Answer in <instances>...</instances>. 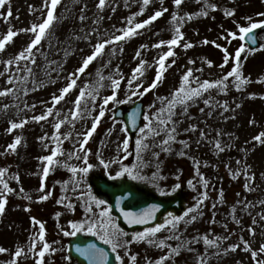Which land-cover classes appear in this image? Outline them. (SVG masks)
I'll use <instances>...</instances> for the list:
<instances>
[{"label": "rangeland", "instance_id": "obj_1", "mask_svg": "<svg viewBox=\"0 0 264 264\" xmlns=\"http://www.w3.org/2000/svg\"><path fill=\"white\" fill-rule=\"evenodd\" d=\"M98 3L60 0L55 19L28 59L18 55L34 39L29 29L46 18L50 0H5L0 6V38L9 29L17 33L0 50V92L10 90L0 95V169L5 170L0 179L11 189L0 183V197L6 201L0 214V248L5 249L0 264H71L65 252L71 235L65 232L75 231L72 223H83L80 231L98 238L102 223L109 233H117L112 238L120 244L115 252L122 264H156L161 257H166L162 264L264 261V137L254 139L264 133V34L259 48L250 51L239 33L240 26L264 20L258 15L264 13V0H182L180 5L174 0H149L147 5L143 0H105L103 8ZM157 11L162 15L135 35L106 44L83 73L77 71L97 43L123 35ZM228 11L233 14L226 15ZM177 28L182 33L177 44H160L173 39ZM242 44L238 63L247 82L238 86L235 75L225 77L236 66ZM169 50L174 54L166 57L161 79L150 87L160 57ZM72 78L75 86L54 102ZM205 81L213 86L201 88ZM182 85L200 95L185 100L178 92ZM113 92L115 99L105 103ZM135 100L143 102L144 116L141 128L129 137L113 113L116 106ZM37 116L46 118L33 119ZM12 123L22 126L9 131ZM16 137L20 142L12 150L8 146ZM54 149L58 153L49 165L41 158ZM88 164L87 173L71 171ZM124 168L131 175L117 176ZM93 175L137 182L160 199L182 189L187 207L177 215L167 213L157 224L163 225L159 231L135 240L136 233L157 225L123 231L104 197L90 186ZM93 196L105 203L97 204ZM105 208L108 215L102 217ZM92 222L97 228L89 231ZM41 223L44 240L39 239ZM44 243L49 249L41 258ZM18 249L22 251L16 256Z\"/></svg>", "mask_w": 264, "mask_h": 264}, {"label": "snow or ice", "instance_id": "obj_2", "mask_svg": "<svg viewBox=\"0 0 264 264\" xmlns=\"http://www.w3.org/2000/svg\"><path fill=\"white\" fill-rule=\"evenodd\" d=\"M59 2H60V0H50V7H48L46 18L43 19L42 23L34 24V25H32L31 29H29V31L34 33V39H32V41L28 44L27 48L24 51L19 53V55H18L19 59H28V57L31 55L33 47L38 45L41 42L42 38L44 37V35L46 33V30L51 26L53 20L55 19L54 10L56 9V7H57ZM143 3H144V5H147L149 3V0H143ZM174 3L176 5H180L182 3V0H174ZM4 4H5V0H0V6H3ZM104 5H105V0H99V3H98L97 6L99 8H103ZM212 7H215V5H212ZM141 11H143V9H141ZM164 11H166V9H164ZM225 14L230 16L233 13L231 11H228ZM10 15H11V9H9V11H8V16H10ZM161 15H162V12L161 11H157L149 19L144 20L142 23H136L134 28L133 27H128L126 30H123V35L115 36L113 38V40H105L102 43H97L96 46H95V50L92 52L91 55L87 56L83 60V65L77 71L79 73H83L85 71V69L87 68V66L89 65V63L91 61H93L95 57H97L99 54L102 53V50L105 48L106 44L112 43L113 41L122 40V39H124L126 37H130L132 35H135L136 34V29L143 28L145 25H148L151 21H154L157 17H159ZM258 15L264 16V13H258ZM83 18L84 17L82 16L81 19H83ZM176 18H177L176 15L173 14L172 19L176 20ZM5 19H7V17H5ZM129 23H131V20H129ZM262 26H264V20H261L258 23H256V22L249 23V25L246 26V27L245 26H240L239 27L240 39H244L246 36H247L248 39H254V37L252 35H250L252 33L253 29H257V28H260ZM176 33H177V35L174 36L173 39H171V40H169L167 42L161 41L160 44H164V43H167L169 45L177 44L178 41L182 38V33H180L179 28L176 29ZM15 35H17V33L14 32L13 30L9 29L7 31V33H6V35H4L3 38H0V50H3L5 45H6V43L10 42ZM232 35L235 36L236 34L232 33ZM157 46H159V45H157ZM190 46L191 45H185V47H190ZM244 50H245L244 49V45L242 44L240 46V48H238L237 51H236V60H237L236 66H234L231 69V71L227 73V76L225 77V79H226L227 77L235 75V77H236V79L238 81V86H239L240 83H246L247 82V81L241 79L240 70H239V63H238V61L240 59V54ZM25 53H27V55ZM173 54L174 53L171 50H169L168 52L164 53V55H162L160 57V59H159L160 68L158 69V71L156 73V80L153 81V84L150 85V87L154 88L156 86V82L161 79V74L164 71V60L166 59V57L172 56ZM224 59H225V62H227L228 61V56L226 55ZM135 71L140 72L141 69L138 67ZM190 75H191V73L189 72V73L185 74V76L183 77V80H184L185 83L188 81V78H189ZM217 83H220V82L218 81ZM75 84H76V80L74 78H72L71 82H69L66 87L61 89V94L59 96H54L53 97L54 102H59L61 99H63L64 95L66 93H68L75 86ZM117 86H118V81L114 80L113 81V87L115 88ZM212 86L213 85L211 83L205 81L201 85V88L208 89V88H210ZM7 91H10V90H7ZM7 91L0 92V95H6ZM178 92H181V93L184 94V99L185 100L190 99L193 96H199L200 95V91L198 89H191L190 91L186 92L184 87H183V85L178 90ZM83 95H84V91L81 90V94L79 96H77L76 101H75L76 106H77V110L79 109V104H80V101H81ZM114 99H115V92H113V94L111 96H109V97H107L105 99V103H107L109 100H114ZM173 103H175V102L173 101ZM48 112L50 113L51 109H48ZM72 115L76 116L77 115V111H74L72 113ZM103 115H104V112H103V108H102L101 111H100V116H103ZM45 118H46L45 116L33 117V119H36V120H41V119H45ZM145 119H148V117H145ZM98 120H99V116L96 117V121H98ZM21 126H22V124L12 123L11 127L9 128V131H11L14 128L21 127ZM55 127L59 128L60 127V123H57L55 125ZM95 128H96V122H94L92 124V130H95ZM145 128H148V125H145ZM141 132H144V129H141ZM89 136H91V131H89L85 135V138H84V142L85 143L87 142V139H88ZM262 137H264V133L258 134L256 137H254V139L257 140V141H260ZM19 142H20V137H16L15 141L12 144H10L8 147L10 149H12V150H15L16 145ZM124 144H125V146L127 145V140L124 141ZM140 144H141V141L138 140L137 141L138 148L140 147ZM217 147H219V144H217ZM81 148H83V144H81ZM57 153H58V149H54L50 156H45V157H42L41 159L46 160L48 162V164L50 165V164H52L54 162V157H56ZM87 159H88L87 158V154H85V156H84L85 163H87ZM100 163L103 164L105 168L108 167V165L105 164L103 160H101ZM91 167H92V165L88 164L87 167H83V168H80V169H77V168L73 167V168H71V171L73 173H75L77 171H80L82 173H87ZM4 171L5 170L0 169V177L3 176ZM48 171H49L48 167L45 166V168H44V175L45 176L48 174ZM124 172H128L129 175H131V170L128 169V168L122 169V171L116 173V175L117 176L123 175ZM0 183H3L4 188L7 191H11V189L8 188V185L6 183H4V181L2 179H0ZM41 187L43 188V183L41 184ZM91 198L97 204H104L105 203V201H103V200H96V198L94 196L91 197ZM40 199L41 200L47 199V196H41ZM5 203H6L5 199L0 197V214H2L3 211H4ZM88 210L91 211V208H89ZM108 211L109 210L107 208H105L100 213V215L102 217L103 216H107L108 215ZM123 214H124L125 219H127L129 223H143L144 222L142 218H138L137 213H134V212H131V211H126ZM143 215H149L150 216L151 213L150 212H146ZM33 222L34 223H40L39 221H36L35 218H33ZM71 226H72V228L75 231H80V230H83L84 224L83 223H80V224L72 223ZM99 227L103 229V232H102V235H101V239H104L105 243L110 244L112 246L113 251H115L118 247H120L119 242L112 238V236L113 235H117V233H109L107 226H105L103 223L100 224ZM112 227L115 228L116 226L113 224ZM161 227H163V225H157L156 228L146 229L145 232H143V233H136L135 236L133 237V239H135V240H143L149 234H155L157 231L160 230ZM96 228H97V224L95 222H92L89 225L88 230L89 231H94ZM75 231H73V232H65V235H74ZM39 239L40 240H44V226H43L42 223L40 224ZM34 247H35V241H33V248ZM233 247H235V246H233ZM48 249H49V245L47 243H44L43 248L38 253L39 257L42 258L44 256L45 252L48 251ZM77 250L80 251L82 255H86L89 258L90 264H106L107 254L104 253L103 250L96 249L95 246H90V248L86 249V250H82V249H77ZM4 251H5V249L0 248V252H4ZM21 251H22L21 249H18L17 252L15 253V255L19 256L21 254ZM261 251H264V247L261 248ZM252 255H253V257H255L256 253L253 252ZM116 259L119 260L120 257L117 256ZM165 259H166V257H161V259L158 260L156 262V264H162V261L165 260ZM132 260H135L134 256L132 257ZM13 264H15V261H13ZM37 264H42V260H37ZM259 264H264V261L259 262Z\"/></svg>", "mask_w": 264, "mask_h": 264}, {"label": "water", "instance_id": "obj_3", "mask_svg": "<svg viewBox=\"0 0 264 264\" xmlns=\"http://www.w3.org/2000/svg\"><path fill=\"white\" fill-rule=\"evenodd\" d=\"M264 32V26L253 29L254 39H243L250 49H256L258 46V35ZM142 108L140 102H135L127 112L122 115L121 110L117 109L115 117L122 118L128 132L134 133L139 127L142 117ZM90 184L94 187L97 195H103L109 203L112 214L117 218L119 225L125 230L141 229L147 226L158 224L165 213H181L185 207L184 195L177 192L165 199L146 197L144 192L128 181L114 183L112 180L95 175L91 178ZM131 211L137 213L138 218L143 219V223H129L124 217V212ZM150 212L151 215H143ZM90 246L103 250L107 254L106 264H119L114 252L109 245L100 242L92 234L75 233L68 241L67 255L73 264H90L86 255H82L77 249L86 250Z\"/></svg>", "mask_w": 264, "mask_h": 264}]
</instances>
